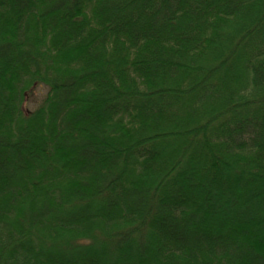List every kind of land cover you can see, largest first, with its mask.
<instances>
[{"label": "trees", "instance_id": "obj_1", "mask_svg": "<svg viewBox=\"0 0 264 264\" xmlns=\"http://www.w3.org/2000/svg\"><path fill=\"white\" fill-rule=\"evenodd\" d=\"M0 264H264V0H0Z\"/></svg>", "mask_w": 264, "mask_h": 264}, {"label": "rangeland", "instance_id": "obj_2", "mask_svg": "<svg viewBox=\"0 0 264 264\" xmlns=\"http://www.w3.org/2000/svg\"><path fill=\"white\" fill-rule=\"evenodd\" d=\"M43 94H44V92H43L42 90H41V92H35V93H34V96H32V97L28 100V102L26 103V105H25V110H26V111H31V110H33V109L35 108L37 102L41 100L40 95H43Z\"/></svg>", "mask_w": 264, "mask_h": 264}]
</instances>
